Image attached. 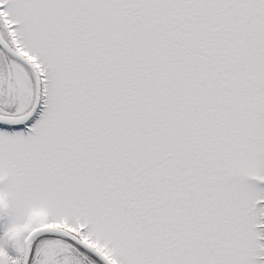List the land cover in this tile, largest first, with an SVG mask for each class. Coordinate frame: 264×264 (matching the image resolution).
Returning <instances> with one entry per match:
<instances>
[{
	"label": "snow or ice",
	"instance_id": "6c2138e0",
	"mask_svg": "<svg viewBox=\"0 0 264 264\" xmlns=\"http://www.w3.org/2000/svg\"><path fill=\"white\" fill-rule=\"evenodd\" d=\"M0 264H264V0H0Z\"/></svg>",
	"mask_w": 264,
	"mask_h": 264
}]
</instances>
